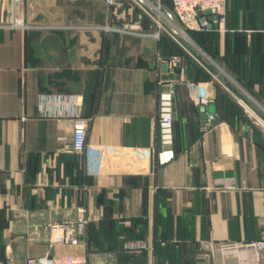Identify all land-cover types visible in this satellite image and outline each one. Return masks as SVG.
<instances>
[{
  "label": "crops",
  "instance_id": "crops-1",
  "mask_svg": "<svg viewBox=\"0 0 264 264\" xmlns=\"http://www.w3.org/2000/svg\"><path fill=\"white\" fill-rule=\"evenodd\" d=\"M0 20V264H264L219 249L264 238V126L243 106L264 121V0H226L224 31L187 32L189 53L127 3L0 0ZM170 55L214 104H194ZM160 80L176 83L166 146ZM72 111L89 118L82 154ZM79 207L80 243L50 246Z\"/></svg>",
  "mask_w": 264,
  "mask_h": 264
},
{
  "label": "built area",
  "instance_id": "built-area-1",
  "mask_svg": "<svg viewBox=\"0 0 264 264\" xmlns=\"http://www.w3.org/2000/svg\"><path fill=\"white\" fill-rule=\"evenodd\" d=\"M18 0H12L13 5ZM108 9L114 8L120 3H127L137 8L143 16L147 17L154 28L151 35L159 38L164 34L178 44L182 50L189 53L184 43H189L190 39L188 31L207 30L209 25L216 24L217 30L224 31L226 0H104ZM205 11H210V15H205ZM198 13H201L199 15ZM212 18L209 20V18ZM5 26L1 23L0 27ZM7 26V25H6ZM15 29H25L24 22L13 16L10 24L7 26ZM110 29V28H109ZM120 30V29H118ZM161 63H164L170 70H175L181 76V83H184L190 94V98L196 106H206L214 104V99L206 93V86L202 83L184 81V66L179 55H170L168 57H158ZM174 81L158 82L159 87H165L166 90L161 91L158 99V126L160 130V141L163 146L170 145L172 140V112H173V96L175 93ZM245 112L249 118L264 126L262 121L251 109L243 105ZM72 127V151L82 154L86 149V131L89 125V118L80 116L75 111L71 115ZM224 188H233L229 183H222ZM88 219L85 210L82 207L76 209V217L74 220L51 225L50 228L53 236L50 239L52 245H77L81 241ZM163 244V243H162ZM136 248H146L143 242L133 244ZM223 252L232 253L238 249H242L251 253L255 262H259L262 254H264V238L260 240L228 243L219 247ZM24 264H94L85 256H44V257H28Z\"/></svg>",
  "mask_w": 264,
  "mask_h": 264
},
{
  "label": "water",
  "instance_id": "water-1",
  "mask_svg": "<svg viewBox=\"0 0 264 264\" xmlns=\"http://www.w3.org/2000/svg\"><path fill=\"white\" fill-rule=\"evenodd\" d=\"M198 14L201 15V13H198ZM204 14L210 15V11H205ZM211 19L212 18L210 17L209 20H211ZM210 28L217 29V25L216 24L209 25L208 29H210ZM164 67H166V66L164 65ZM204 119H209V121H211L212 123H214V121H215L213 116H208V115H204Z\"/></svg>",
  "mask_w": 264,
  "mask_h": 264
},
{
  "label": "trees",
  "instance_id": "trees-1",
  "mask_svg": "<svg viewBox=\"0 0 264 264\" xmlns=\"http://www.w3.org/2000/svg\"><path fill=\"white\" fill-rule=\"evenodd\" d=\"M189 32H194V31H188V33H189Z\"/></svg>",
  "mask_w": 264,
  "mask_h": 264
}]
</instances>
